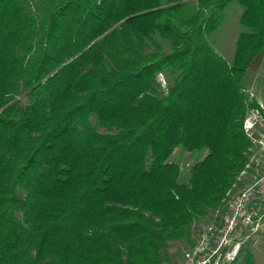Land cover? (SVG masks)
Listing matches in <instances>:
<instances>
[{
  "label": "trees",
  "instance_id": "1",
  "mask_svg": "<svg viewBox=\"0 0 264 264\" xmlns=\"http://www.w3.org/2000/svg\"><path fill=\"white\" fill-rule=\"evenodd\" d=\"M233 3L228 60L212 36ZM263 50L264 0H0V264L192 249L252 180L244 83ZM177 150L203 156L185 171Z\"/></svg>",
  "mask_w": 264,
  "mask_h": 264
},
{
  "label": "built area",
  "instance_id": "2",
  "mask_svg": "<svg viewBox=\"0 0 264 264\" xmlns=\"http://www.w3.org/2000/svg\"><path fill=\"white\" fill-rule=\"evenodd\" d=\"M242 128L253 149L246 164L254 171L252 180L229 197L217 224L202 228L200 239L185 254L188 264H231L246 240L264 228V101L256 100L247 109Z\"/></svg>",
  "mask_w": 264,
  "mask_h": 264
},
{
  "label": "rangeland",
  "instance_id": "3",
  "mask_svg": "<svg viewBox=\"0 0 264 264\" xmlns=\"http://www.w3.org/2000/svg\"><path fill=\"white\" fill-rule=\"evenodd\" d=\"M241 12V7L238 4L229 5L226 11V20L222 25L221 29L213 34L212 38L216 44L220 43V46H215V49L219 51L226 59L230 60L234 52V40L237 34V25L239 15ZM163 79L162 77H160ZM164 84V82H162ZM244 92L248 94L249 99L252 98L258 101H264V50L258 59L254 62L252 67L247 71ZM253 100V99H252ZM22 103H25V98L22 99ZM249 108V107H248ZM247 108V109H248ZM201 153H189L187 151L177 150L172 157L173 160H177L181 163L183 170L194 163L195 160L202 158ZM245 181V180H244ZM247 183V181H245ZM213 218L216 219L214 216ZM214 220V219H213ZM213 220L210 218L202 220L197 225L194 226V240L196 243L201 237L202 228L207 225L214 224ZM220 221V220H219ZM170 252L173 254L170 264H188L185 254L189 252L187 244L183 241H175L170 244ZM249 251L254 259V264H264V228L260 229L258 232L250 236L248 240L244 243L241 249L240 257L238 260L232 264H245V253Z\"/></svg>",
  "mask_w": 264,
  "mask_h": 264
},
{
  "label": "crops",
  "instance_id": "4",
  "mask_svg": "<svg viewBox=\"0 0 264 264\" xmlns=\"http://www.w3.org/2000/svg\"><path fill=\"white\" fill-rule=\"evenodd\" d=\"M239 18H240V15H239ZM236 25H237V34H236V36L238 35V33H239V31H240V29H241V27H240V25H239V19H238V22H236ZM236 40V39H235ZM235 40H234V46H235ZM214 41V40H213ZM214 46H220V43L219 44H216V42L214 41ZM218 51V50H217ZM221 51V49H219V51L218 52H220Z\"/></svg>",
  "mask_w": 264,
  "mask_h": 264
}]
</instances>
